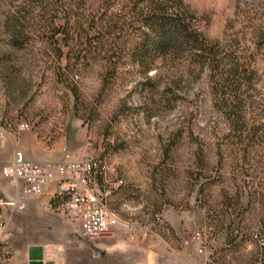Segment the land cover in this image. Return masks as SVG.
Masks as SVG:
<instances>
[{
  "label": "rangeland",
  "instance_id": "374dc122",
  "mask_svg": "<svg viewBox=\"0 0 264 264\" xmlns=\"http://www.w3.org/2000/svg\"><path fill=\"white\" fill-rule=\"evenodd\" d=\"M134 1L120 0L115 11ZM181 1L201 19L207 41L252 71L241 90L243 125L219 110L207 69L185 54L157 58L144 73L139 50L132 56L133 33L120 43L115 67L93 56L58 73L65 62L42 41L39 2L0 0V200L11 199L1 169L12 150L55 162L65 147L99 159L111 180L122 181L109 207L121 222L125 264H143L142 247L153 257L159 249L185 253L193 264H254L264 238V0ZM250 132L256 135L247 143ZM64 230L73 240L66 247L75 248L76 225L27 204L0 240L13 264L28 247L63 243ZM196 231L205 256L194 254ZM89 243L94 251L110 245Z\"/></svg>",
  "mask_w": 264,
  "mask_h": 264
},
{
  "label": "trees",
  "instance_id": "16d2710c",
  "mask_svg": "<svg viewBox=\"0 0 264 264\" xmlns=\"http://www.w3.org/2000/svg\"><path fill=\"white\" fill-rule=\"evenodd\" d=\"M33 1L40 4L37 20L43 27L42 41L57 62H65L58 67V73L84 65L93 56L107 67H115L120 43L133 33L139 36V44H135L132 56L139 50L144 73L157 58L185 54L194 64L207 69L210 94L219 110L244 124L241 90L252 74L249 65L239 63L234 53L224 51L219 43L207 41L198 28L201 19L181 0H135L124 6V11H115L120 0ZM57 82L66 86L60 75ZM261 128L262 139L264 124ZM255 133L248 134L247 143L254 140Z\"/></svg>",
  "mask_w": 264,
  "mask_h": 264
},
{
  "label": "built area",
  "instance_id": "2783aa9c",
  "mask_svg": "<svg viewBox=\"0 0 264 264\" xmlns=\"http://www.w3.org/2000/svg\"><path fill=\"white\" fill-rule=\"evenodd\" d=\"M20 129L25 130L27 126L21 125ZM108 173L99 159L71 155L65 147L55 162H31L15 149L11 162L1 169L12 193L10 200H0V238L13 214L25 210L28 199L47 196L45 208L64 223L76 225L81 239L88 242L114 239L116 227L121 222L109 202L123 183L118 179L111 180ZM191 241L196 245V256H205L202 233H192ZM257 242L259 252L255 264H264V241L258 237ZM61 251L55 247L51 254L57 255ZM0 264H12L11 253L1 240Z\"/></svg>",
  "mask_w": 264,
  "mask_h": 264
},
{
  "label": "crops",
  "instance_id": "0c3cea01",
  "mask_svg": "<svg viewBox=\"0 0 264 264\" xmlns=\"http://www.w3.org/2000/svg\"><path fill=\"white\" fill-rule=\"evenodd\" d=\"M14 150H12V153ZM28 200L29 202L27 204H30L31 207H43L45 206L48 197L45 196L40 198H30ZM64 236L65 237L63 243H58L56 240H53L52 242H49L50 244L47 245L41 243L39 245L33 246V247L42 248L43 259H44L43 263H49V264H125L127 263L128 256L126 255L127 251L124 249V240L120 235L116 237V232H115L116 238L114 237V239L110 241H102L104 244L106 242L110 243V245H104L103 251L92 250L91 247H89L90 243L88 241L81 239L80 237L75 240L76 243L75 248H67L66 245L73 243V240L71 238H67V236L65 235V230H64ZM55 247H59L62 250L57 255L51 254V251ZM142 248L138 259L139 261L141 260L143 264H153V262H155V264H193L192 262L193 260L190 258L191 255L185 253L183 254V256H181V253L179 255L178 252L175 253L171 251L166 253L164 249H159L158 251H155L153 257L152 255H149L148 252L144 251V249ZM95 254L99 255L98 260L94 258ZM206 263H207L206 259H203L201 261V264H206ZM13 264H29L27 258V250H26L25 260L22 261L21 257H16Z\"/></svg>",
  "mask_w": 264,
  "mask_h": 264
},
{
  "label": "water",
  "instance_id": "95a60500",
  "mask_svg": "<svg viewBox=\"0 0 264 264\" xmlns=\"http://www.w3.org/2000/svg\"><path fill=\"white\" fill-rule=\"evenodd\" d=\"M27 258L29 264H49L43 263V250L41 247H29L27 249Z\"/></svg>",
  "mask_w": 264,
  "mask_h": 264
}]
</instances>
